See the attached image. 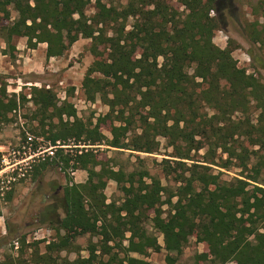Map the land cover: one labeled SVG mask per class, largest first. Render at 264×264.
I'll use <instances>...</instances> for the list:
<instances>
[{
  "label": "trees",
  "instance_id": "16d2710c",
  "mask_svg": "<svg viewBox=\"0 0 264 264\" xmlns=\"http://www.w3.org/2000/svg\"><path fill=\"white\" fill-rule=\"evenodd\" d=\"M91 2L0 0V14L6 19L12 18L11 7L18 13L6 32L11 45L15 37H27L31 48L47 43L51 58L62 56L80 38L91 39L95 59L82 89L89 101L100 98L109 107L93 125L50 88L33 86L29 99L22 93L8 95L4 89L1 116L7 119L20 102H31L39 121L35 134L52 147V155L34 166L39 179L50 166L64 172L85 170L91 177L80 184L70 180L64 187L65 216L50 222L55 239L38 256L39 262L149 264L130 254L162 249L146 228L150 222L162 234L164 249L175 255L167 257V264L177 263L194 235L207 244L213 264H264V228L259 227L264 222V188L249 189L243 179L224 182L209 166L185 162L195 161L192 154L205 150L204 162L218 166L220 150L228 155L222 167L237 159L246 168L250 150L242 147L238 152L232 141L244 136L251 146L264 144V82L238 67L230 47L214 43L232 0H176L183 12L171 0H127L124 5L95 0L96 13L88 16ZM258 42L253 37V43ZM252 107L258 112L255 123L249 118ZM236 114L244 120L237 121ZM112 117L118 125H113L114 138L108 140L100 125ZM160 138L167 140L177 159V168L169 160L164 168L167 176L177 174L175 181L181 186L176 191L148 172L107 169L87 148L65 153L63 147L70 141L75 145L106 141L116 149L155 153ZM107 180L118 184L120 204L107 202ZM165 205L170 208L167 216ZM86 234L101 238L99 244H91L89 258L70 261L54 256L70 250L72 239ZM115 247L126 253L123 260L113 256Z\"/></svg>",
  "mask_w": 264,
  "mask_h": 264
},
{
  "label": "rangeland",
  "instance_id": "374dc122",
  "mask_svg": "<svg viewBox=\"0 0 264 264\" xmlns=\"http://www.w3.org/2000/svg\"><path fill=\"white\" fill-rule=\"evenodd\" d=\"M126 2L116 0L117 5ZM171 4L180 12L184 11V7L176 0H171ZM232 4L230 10L225 8L226 17L221 23L222 29L215 33L214 43L223 49L230 47L238 67L264 82V0H232ZM11 10L10 20L0 14V98L4 89L8 95L22 93L29 99L33 86L50 88L61 101L67 99L75 106L79 118L96 125L99 118L108 114L109 107L100 98L89 101L82 89L86 71L95 59L91 53L92 40L80 38L62 56L51 58L47 56V43H39L37 47L31 48L27 37H15L11 45L6 32L10 23L18 18L17 11L12 7ZM95 13V0H92L86 8V14L93 16ZM212 15L215 16V13ZM253 37H257L260 42L254 44ZM33 111L31 102H20L17 110L9 113L7 119L0 114V264H42L38 256L45 254L46 246L55 239V230L51 228L50 222L65 216L61 208L64 187L70 180L80 184L91 179L88 171L73 172L69 169L64 172L56 166H50L39 179L34 166L43 157L52 155V147L45 137L35 134L39 121L34 119ZM250 112L249 118L255 123L258 112L255 107ZM236 119L244 120L241 114H236ZM113 125H118L113 117L100 125L102 134L108 140L114 138L111 133ZM236 139L232 143L234 147H239L238 152L242 151V147L250 150L246 168L237 159L228 163V167H222L228 155L220 150L216 158L218 166L204 162L205 150L192 154L195 161L185 162L188 166L194 162L209 166L211 172L219 175L224 182L243 179L250 183L249 189L254 186L264 188V144L251 146L249 139L244 136ZM159 140L160 147L155 153L116 149L106 145V141L96 145H75L74 141H70L69 145L63 147L66 148L65 153H73L76 147L87 148L107 169L137 174L148 172L150 176L159 178L164 186L176 191L181 186L175 181L177 174L167 176L164 168L165 160L171 162L173 169L177 168L174 162L177 159L172 156L173 149L168 146L167 140ZM100 169L101 165L97 167V170ZM146 180L150 181L148 178ZM104 192L108 203L122 202L123 194L115 181L107 180ZM163 210L167 216L170 208L165 205ZM259 227L263 230L264 222H259ZM146 228L157 237L162 249H149L145 254L130 255L149 264H167V257L175 255L164 249L162 234L153 229L150 222L146 223ZM127 238L128 234L124 245L128 244ZM100 241L101 238L88 234L76 236L72 239L70 250L55 253L54 256L70 261L89 258L91 244H99ZM110 245L114 246L113 243ZM96 254H101L99 247ZM112 254L118 256L119 260L126 257V253L117 247ZM208 256L207 244L194 235L176 264H213Z\"/></svg>",
  "mask_w": 264,
  "mask_h": 264
}]
</instances>
